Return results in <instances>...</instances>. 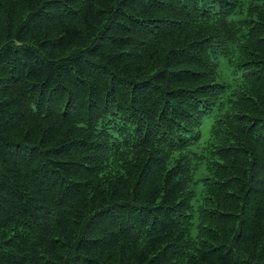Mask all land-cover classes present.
<instances>
[{
    "label": "trees",
    "instance_id": "16d2710c",
    "mask_svg": "<svg viewBox=\"0 0 264 264\" xmlns=\"http://www.w3.org/2000/svg\"><path fill=\"white\" fill-rule=\"evenodd\" d=\"M0 264H264V0H0Z\"/></svg>",
    "mask_w": 264,
    "mask_h": 264
},
{
    "label": "rangeland",
    "instance_id": "374dc122",
    "mask_svg": "<svg viewBox=\"0 0 264 264\" xmlns=\"http://www.w3.org/2000/svg\"><path fill=\"white\" fill-rule=\"evenodd\" d=\"M209 123H210L209 121H206V123L200 128L201 139H200L199 147H201L208 139Z\"/></svg>",
    "mask_w": 264,
    "mask_h": 264
}]
</instances>
